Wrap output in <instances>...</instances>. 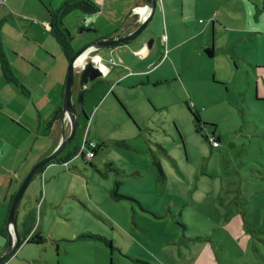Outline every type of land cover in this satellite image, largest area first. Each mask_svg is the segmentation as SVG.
Instances as JSON below:
<instances>
[{
	"label": "rangeland",
	"instance_id": "374dc122",
	"mask_svg": "<svg viewBox=\"0 0 264 264\" xmlns=\"http://www.w3.org/2000/svg\"><path fill=\"white\" fill-rule=\"evenodd\" d=\"M249 2L264 14V0ZM73 13L62 23L77 38ZM248 16L217 30L213 57L188 56L192 43L172 54L191 61L184 87L128 90L123 104L121 87L104 101L87 83L80 101L74 86V139L33 203L43 243L5 264H264V38L253 33L264 17ZM86 136L100 145L91 160L77 156Z\"/></svg>",
	"mask_w": 264,
	"mask_h": 264
},
{
	"label": "crops",
	"instance_id": "0c3cea01",
	"mask_svg": "<svg viewBox=\"0 0 264 264\" xmlns=\"http://www.w3.org/2000/svg\"><path fill=\"white\" fill-rule=\"evenodd\" d=\"M69 1L6 0L0 8V255L7 247V217L14 194L29 171L54 149L72 53L93 38L127 35L130 28L133 30L132 25L138 26L130 17L132 10L137 7L144 10L143 0H88L96 14L74 8L71 12H76L73 13L76 20L72 21L98 31L80 34L64 50L53 35L52 25L56 11ZM249 1L253 0H156L155 14L140 44L114 46L89 55L103 72V77L96 80H100L101 95L108 94L104 101L117 87L122 88L116 95L124 104L128 90L172 84L184 87L185 80L190 83L191 74L184 76L192 65L191 61L187 64V57L192 55L200 61L213 57L217 30L231 31L227 22L232 19L247 25L250 10L264 17L258 6L255 10L251 8ZM258 19L254 17L257 22ZM162 24L166 31L160 39L157 28ZM253 33L257 34L256 41L264 38L262 31ZM150 39H153L151 48ZM190 43L193 45L186 53L188 56H172L177 51L185 54L182 49L190 48ZM206 49L213 50L211 56ZM260 55L256 53L255 65L262 69L264 57ZM1 59L7 63L8 73L2 71ZM163 66L166 74L162 72L152 80L151 75ZM53 164H47L39 172L41 177L32 180L21 200L17 217V231L21 236L30 232L29 220L34 223L36 218L33 203L38 183L40 179L52 177ZM39 197L38 204L46 202V198L41 201L43 194ZM35 229L40 233L36 223Z\"/></svg>",
	"mask_w": 264,
	"mask_h": 264
},
{
	"label": "water",
	"instance_id": "95a60500",
	"mask_svg": "<svg viewBox=\"0 0 264 264\" xmlns=\"http://www.w3.org/2000/svg\"><path fill=\"white\" fill-rule=\"evenodd\" d=\"M74 3V0H71L67 4ZM79 8L80 10L84 11L86 14H96V9L93 5L88 1L85 0L77 5H74L72 9ZM143 8H144V18L145 21L139 27H134V30L130 28V32L127 35L122 36L121 34L110 37V38H99L91 40L84 44L78 51L74 53L72 57L68 60L67 66V75L64 85V92H63V101L62 107L60 111V126H59V135L57 134L56 141L54 144L53 151L47 155L45 158L41 159L33 169L28 173V175L23 180L21 186L18 188L16 193L12 198V202L8 211L7 217V247L4 253L0 255V264H3L8 260L9 257L16 251L20 244V236L17 231V217L19 211V205L21 200L32 182V180L38 175V173L49 163L54 161L59 154L64 150L66 145H68L75 136V131L77 128L78 122V113L73 101V87L76 82L79 83V88L81 89L84 85L88 82H93L98 78L103 77V72L96 66L94 62V57H90L89 55L93 52L101 51L104 49H108L114 46H122L125 43H132L138 42L140 44L142 40V33L147 30L149 27L150 21L155 14L156 10V0H143ZM71 9L62 12L58 18V26L61 28V31L69 37V41L72 39L70 38L69 31L63 27L62 19L65 14L70 12ZM91 28V27H90ZM92 29V28H91ZM98 31V29H94L93 31ZM89 31V30H88ZM153 43V39L149 41V48ZM151 44V45H150ZM130 46V44H129ZM68 130V133H67ZM58 136L60 139L58 140ZM60 141V142H59ZM11 229V233L9 232Z\"/></svg>",
	"mask_w": 264,
	"mask_h": 264
},
{
	"label": "trees",
	"instance_id": "16d2710c",
	"mask_svg": "<svg viewBox=\"0 0 264 264\" xmlns=\"http://www.w3.org/2000/svg\"><path fill=\"white\" fill-rule=\"evenodd\" d=\"M53 35L56 39V41L60 44V46L62 47V49L66 50V39H65V35L63 34V32L61 31V28L58 26L57 24V18L56 16H54V21H53ZM212 49H206L205 52L211 56L212 55ZM2 61V71L4 73H8L9 72V68L7 66V63L1 59ZM92 142L94 144V147L91 148L89 147V142ZM84 144L85 146L89 149L88 152L91 153V159H93L95 157V154L97 153L98 149L100 148V145L97 143V142H94L92 140H90L88 137L86 138V140H84ZM76 155V154H75ZM86 155V154H85ZM85 155H83L85 157ZM66 159H56L55 161H53L52 163L54 162H64ZM68 160V159H67ZM44 169H42L40 171V173L43 171ZM29 224H30V228L28 230V232L32 231L33 233L31 234L30 232L29 233H26L25 235L21 236L19 233V236H20V244L18 246V248H20L24 242L27 241V243H34V244H42L43 243V240H42V237H41V234L38 233V232H35V220H34V225H33V221L29 220ZM29 237V238H28ZM84 237V235H83ZM7 262V261H6ZM5 263V262H4ZM3 263V264H4Z\"/></svg>",
	"mask_w": 264,
	"mask_h": 264
},
{
	"label": "flooded vegetation",
	"instance_id": "af4514ba",
	"mask_svg": "<svg viewBox=\"0 0 264 264\" xmlns=\"http://www.w3.org/2000/svg\"><path fill=\"white\" fill-rule=\"evenodd\" d=\"M79 3H81V1L79 2V0L78 1H74V3H72V4H64L62 7H61V9H59V10H57L56 12H57V14H56V18H57V22H58V18H59V15L62 13V12H65V11H67L68 9L70 10L71 9V11L73 10L72 9V7L74 6V5H77V4H79ZM70 11V12H71ZM70 12H68V13H70ZM64 17V16H63ZM130 17H131V19L133 20L134 18L133 17H135V14H134V9L132 10V13H131V15H130ZM131 23V22H130ZM81 27V28H80ZM78 29H79V31L80 32H82V33H85V32H87V33H89V34H92V32H93V29H91L90 27H88V28H84L82 25H78ZM89 30V31H88ZM133 30H134V28H133ZM132 30V31H133ZM129 33H131V32H129ZM128 33V34H129ZM147 33V30H145L143 33H142V35L144 36L145 34ZM64 34V33H63ZM65 35V34H64ZM70 38L72 39L71 41H69V37H66V35H65V39H66V47H68V45L70 44V43H72V42H74V38H72L71 37V35H70ZM94 39H96V38H93V39H90V40H88V42H90L91 40H94ZM125 44H132V43H125ZM147 48V47H146ZM73 55H74V53H72ZM72 55V56H73ZM71 56V57H72ZM100 80H96V81H93V82H88V83H91V86L92 87H94V86H97L98 88L100 87L99 86V84H100V82H99ZM76 84H78L79 85V83L77 82V83H75L74 84V86L76 85ZM80 89V88H79ZM73 91H74V87H73ZM90 91V87L89 86H87V85H84L81 89H80V97H79V99H80V101H82V98H84L85 97V95H86V93H88ZM101 93H102V91H100ZM108 96V94H104L103 95V97H107ZM117 96V95H116ZM194 115H196V117H197V120L199 121V116L195 113ZM78 117H79V115H77ZM85 139L87 138V136L86 137H84ZM83 142H84V140L82 141V143L79 145V151H77V156L78 157H82V158H86L87 159V157L85 156H83L84 154H86L87 153V151L89 150L84 144H83ZM210 142H211V144H212V146L213 147H218L219 146V141H217V140H215L213 137H211L210 138ZM85 152V153H84ZM76 153V152H75ZM63 158H65V157H63ZM89 160V159H88Z\"/></svg>",
	"mask_w": 264,
	"mask_h": 264
},
{
	"label": "bare ground",
	"instance_id": "6f19581e",
	"mask_svg": "<svg viewBox=\"0 0 264 264\" xmlns=\"http://www.w3.org/2000/svg\"><path fill=\"white\" fill-rule=\"evenodd\" d=\"M140 7H137V8H135L134 9V14H137V17L139 18L138 20L140 21V24H138V26L137 27H139L140 25H142V23L145 21V18H144V10H142V11H140ZM91 57V56H90ZM96 60L94 59V62H95ZM96 64V66H98L97 65V62H95ZM85 153V152H84ZM87 154H88V152L86 153V157H87V160L89 159L90 160V158L87 156ZM86 159V158H85ZM29 238V237H28Z\"/></svg>",
	"mask_w": 264,
	"mask_h": 264
},
{
	"label": "built area",
	"instance_id": "2783aa9c",
	"mask_svg": "<svg viewBox=\"0 0 264 264\" xmlns=\"http://www.w3.org/2000/svg\"><path fill=\"white\" fill-rule=\"evenodd\" d=\"M6 3V0H0V8ZM133 23L137 26L138 23H140V21L138 20L139 18L137 16L133 17ZM137 21V23H136ZM84 144V142H83ZM89 147L93 148L94 147V144L90 141L89 143ZM85 145V144H84ZM88 152V151H87ZM87 156L90 158L92 155L91 153L88 152ZM9 232L11 233V229H9Z\"/></svg>",
	"mask_w": 264,
	"mask_h": 264
}]
</instances>
